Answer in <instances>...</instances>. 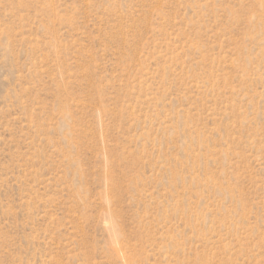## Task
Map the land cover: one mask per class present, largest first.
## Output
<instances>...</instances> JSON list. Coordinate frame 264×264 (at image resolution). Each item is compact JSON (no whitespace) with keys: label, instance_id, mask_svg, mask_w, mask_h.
<instances>
[{"label":"rangeland","instance_id":"1","mask_svg":"<svg viewBox=\"0 0 264 264\" xmlns=\"http://www.w3.org/2000/svg\"><path fill=\"white\" fill-rule=\"evenodd\" d=\"M0 264H264V0H0Z\"/></svg>","mask_w":264,"mask_h":264}]
</instances>
